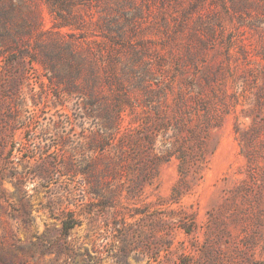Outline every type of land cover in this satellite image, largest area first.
<instances>
[{"label": "rangeland", "instance_id": "obj_1", "mask_svg": "<svg viewBox=\"0 0 264 264\" xmlns=\"http://www.w3.org/2000/svg\"><path fill=\"white\" fill-rule=\"evenodd\" d=\"M203 75L222 122L172 197L178 161L148 172L142 133L201 121ZM263 82L264 0H0V264H264Z\"/></svg>", "mask_w": 264, "mask_h": 264}, {"label": "trees", "instance_id": "obj_2", "mask_svg": "<svg viewBox=\"0 0 264 264\" xmlns=\"http://www.w3.org/2000/svg\"><path fill=\"white\" fill-rule=\"evenodd\" d=\"M195 86V100L201 107V110H203L202 120L193 124L190 121L181 122V124L178 125L179 139H177L176 144H174L173 147H167L166 145L164 148L158 149L152 136V132L150 134L146 132L142 133L143 130H140V133H142L141 139L146 143L145 151L143 150V152H145L146 158L148 159L147 164L150 166L148 172H151L159 161L168 160L172 155L175 156L178 161L177 172L179 180L172 188V197H176L182 192L191 189V185L187 180L188 175H191V177L196 179L197 182L202 179L203 169L207 167V162L209 160L208 157L214 150V147L208 149V137L211 128H216L221 125L223 118L222 113L225 110L221 109L219 111L217 107L214 108L209 106V101L207 99V90L208 87H210L209 77L203 75ZM263 108L264 82L259 85L256 92L255 106L245 109L250 118L249 126L244 130L247 135L246 138L249 142L255 141L256 143H259L260 146L264 145V119L257 120L256 118L259 116ZM254 109L257 111H253ZM138 134L139 133L137 132V134L133 135L131 138V143L136 144V146H139V142L137 141V138L139 137ZM156 148L159 151L158 153L155 152ZM252 154V151L246 153L247 162L249 164H251L253 160ZM249 177L252 178L253 173H249ZM134 188H136V186ZM166 216L169 219L176 218V225L182 228L186 233L191 232L194 228L195 223L193 217L190 215L186 220H184L185 217L183 215H179L178 218L173 217L171 214H167ZM167 218L162 220L161 223L170 221ZM77 223L78 221L73 218L71 214H68L62 221V229L67 232Z\"/></svg>", "mask_w": 264, "mask_h": 264}]
</instances>
